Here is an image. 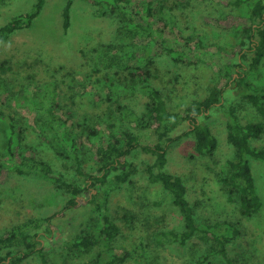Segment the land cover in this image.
<instances>
[{"label":"rangeland","instance_id":"rangeland-1","mask_svg":"<svg viewBox=\"0 0 264 264\" xmlns=\"http://www.w3.org/2000/svg\"><path fill=\"white\" fill-rule=\"evenodd\" d=\"M173 1L178 18L173 25L168 26L167 31L172 30V35H167L166 31L161 34L158 25L154 24L151 34L140 36L134 41L142 45L150 44L149 52L156 55V71L153 73L156 78L148 80V84L161 90L168 106L175 109L183 108L215 84L224 85L223 71L236 37L233 28H229L226 23L227 16H244L247 8L226 10L219 5L218 0L203 4L168 0V4L172 5ZM33 2L34 0H0V25L28 11ZM63 3L64 0H47L32 26L13 35L7 44L0 47V62L6 61L3 71L0 70V91L3 92L0 94V111L10 110L19 115L27 128L29 144L58 168L62 164L73 166L69 160L65 161L54 155V148L57 152L65 151L48 128L46 118L57 111L50 108L49 102H44V87L48 82L56 84L57 96L54 98L61 107L69 106V98L73 96L81 106L79 108H82L83 102L91 104L94 96L99 95L102 98L109 97L116 104H126L140 115L145 108L138 83L127 81L126 78L118 79L108 71L94 78L87 76L93 66L90 60L94 49L105 43L125 39L123 36L120 39L116 31L121 24L120 17H100L96 7L83 0H76L71 9L70 28L67 34H63L60 19ZM213 20L223 21L224 27L216 26ZM123 23L131 27L129 21L125 20ZM178 38L189 40L185 58L197 61L193 66V74L183 72L165 54L167 48L179 52L176 48ZM197 41L201 42L200 49L195 45ZM79 50H83L86 57H82ZM183 80L198 83L195 88L199 92L194 95H179L177 82ZM251 82L258 88H264V59ZM232 86L230 83L228 88L231 90L226 91L223 106L213 108L207 120L218 141L215 155L209 157L195 154L194 140L189 135L170 145L167 170L181 177L186 185L187 199L196 223H239L236 228L240 234L230 245L229 258L237 260L239 264H264V163L249 158L256 191L261 200L258 212L250 218H241L236 197L230 202L219 181L221 173L226 170V161L233 156V149L225 140V108L234 103L241 121L264 126V117L242 101ZM110 108L115 109L116 105L112 103ZM75 109L79 110L77 105ZM60 113L58 110V114ZM75 116L71 120L80 126L75 128L76 137L82 144L78 156L83 164H90L92 168L91 154L96 144L86 138L85 128L92 126L96 119L79 117L74 121ZM98 123L97 120L94 125ZM188 128V124L184 123L172 136L187 131ZM137 133L142 144H153L156 141L149 130H138ZM67 134L66 144L70 143ZM5 137V122L0 121V155H5ZM251 145L257 148L264 145V134L252 140ZM130 160L137 166V174L131 178L130 183L114 189L109 198L111 218L120 228L111 253L102 248L89 253L69 250L70 240L89 229L88 220L95 216L89 209L80 207L66 211L61 218L53 220L51 224L54 228H51V232L47 231L46 224L37 230L40 232L37 239L41 241L38 247L42 249L48 264H104L110 254L126 255L127 264H196L203 253L202 245L196 241H189L182 247L161 246L157 243L158 233L179 232L183 230V223L178 210L172 205L171 199L163 194L161 187L147 182L143 169L149 164V158L135 153ZM65 199L52 184L38 176H9L0 185V234L27 219L33 221L59 212ZM22 264H40V260L33 255ZM203 264L226 262L217 256Z\"/></svg>","mask_w":264,"mask_h":264},{"label":"trees","instance_id":"trees-1","mask_svg":"<svg viewBox=\"0 0 264 264\" xmlns=\"http://www.w3.org/2000/svg\"><path fill=\"white\" fill-rule=\"evenodd\" d=\"M76 0H64L60 12L61 31L67 34L71 25V9ZM96 7L100 17L117 15L121 24L116 28L118 35L125 37L116 43L102 44L91 52L93 66L87 76L92 78L107 71L114 77L125 79L141 86L139 90L145 103L144 112L140 115L126 104L111 102L109 97L95 95L93 103L83 102L78 105L74 97L69 98V106H59L55 96L56 84L48 82L44 87L46 96L44 102H49L55 114L48 116V128L54 139L65 151L57 152L59 159L70 161L73 167L62 164L56 167L51 161L41 156L27 140V128L19 115L10 110L0 111V121L5 122V155H0V185H3L11 175L29 177L38 176L53 185L66 199L62 210L46 218L27 219L16 224L0 234V264H22L24 260L35 255L40 264H48L37 239L40 226L46 224L47 231L54 228L53 220L61 218L63 213L85 207L95 215L88 220L89 229L70 240L71 252L89 253L96 248H102L111 253L112 244L120 234L119 226L110 215L108 203L114 189L130 183L138 172L137 166L130 160L135 153L149 158L143 173L151 185H159L165 196L171 199L172 205L178 210L183 223V230L168 231L156 235V241L161 246H184L189 241L202 245L203 253L196 264H203L211 257H221L226 264H239L229 258L231 243L240 234L236 228L238 222L201 223L195 221L193 209L188 201V190L181 177L167 170V154L170 145L181 139L193 137V151L199 156L215 155L218 141L207 123L213 108H221L225 102L226 91L230 83L239 94L242 101L250 105L255 112L264 117V88H258L251 82L253 75L258 73L264 59V0H218L226 10L247 8L244 16H227L226 23L236 33L235 42L228 53V61L224 67V85L215 84L203 91L202 95L193 98L183 108H170L162 91L148 84V80L156 78L155 56L150 53V44L142 45L135 42L138 37L151 34L152 25L157 24L161 34L168 30L177 20L175 1L172 5L168 0H83ZM212 0H187L192 4H203ZM47 0H34L28 11L20 13L0 25V47L7 44L11 37L23 29H28L42 13ZM133 14V15H132ZM176 19V20H175ZM127 20L131 24H124ZM216 26L224 27L221 20H213ZM173 29V28H172ZM190 39V38H189ZM179 52L171 48L165 49V54L174 64L184 70L194 73L196 60L185 58L189 40L178 38ZM201 48V42L195 44ZM147 51V53H146ZM82 57L83 50H79ZM161 54V53H160ZM5 62H0L3 71ZM189 80V77L187 76ZM183 80L178 83V93L193 94L199 92L195 87L198 83ZM177 85V84H176ZM1 88V86H0ZM232 88V89H233ZM231 90V89H229ZM0 94L3 92L0 91ZM1 98V97H0ZM74 99V100H73ZM110 102V105H109ZM116 105L111 109V105ZM78 106L79 110L75 107ZM61 112L60 114H58ZM77 117H76V116ZM84 117L96 119L99 123L85 128V136L89 141H95L96 148L91 154L92 163L83 164L78 156L82 144L77 139L75 127L71 118ZM94 116V117H92ZM202 117V119H199ZM225 140L233 149V156L225 163V171L219 181L222 184L227 199L231 202L236 197L238 213L241 218L255 215L261 200L257 194L251 173L249 158L264 163V145L253 147L252 140L264 134V126L260 123L243 122L237 114V107L231 103L225 108ZM184 123L187 131L175 136ZM138 130H149L154 134L153 144H142ZM68 133V134H67ZM65 134L70 138L66 144ZM104 264H127V256L110 254Z\"/></svg>","mask_w":264,"mask_h":264}]
</instances>
